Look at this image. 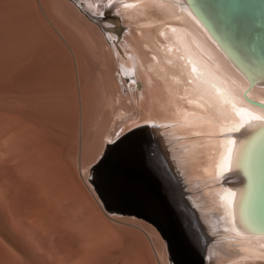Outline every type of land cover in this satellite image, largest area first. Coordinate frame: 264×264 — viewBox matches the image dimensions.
Returning <instances> with one entry per match:
<instances>
[{
  "label": "bare ground",
  "instance_id": "bare-ground-1",
  "mask_svg": "<svg viewBox=\"0 0 264 264\" xmlns=\"http://www.w3.org/2000/svg\"><path fill=\"white\" fill-rule=\"evenodd\" d=\"M74 1L82 11H86L79 0ZM136 1V9L132 17L138 18L135 21L144 22L147 25L146 31H141L140 38H137L139 50L134 49L136 56L132 53L136 59L131 55L130 58L124 57L115 44L107 41L109 35L106 32L108 30L101 24L103 17L93 15L94 20L90 19L72 2L88 19L104 31L103 38L106 41L104 47L114 64L113 79L108 76V62L104 63V68H99L95 75L91 73L92 71L90 72V75L95 76L92 75L94 80L92 82L91 78L90 83L96 87L102 101L99 108L93 109L91 121H89L90 115L87 111L92 110L87 109L86 111L85 106L83 107L86 104L85 101L79 102L82 105V109H79L81 110L79 127H81L82 141L87 142L92 126L101 125L107 119L106 115L111 113L112 117L107 128L104 133L102 131L103 149L107 143L118 137L119 134L117 135L116 132L122 125L121 118L125 116L122 114L132 111V117L137 116L141 110L140 104L144 89L153 90L158 84L164 97L162 107L165 112L174 119L180 129L189 132V135L190 132L200 135L202 143L207 142L202 144L204 157L199 166L200 171L196 169V172L187 175V180L195 185L196 196L190 197L191 193L187 190V185L183 180L190 203L200 210L207 230L219 238V242L211 248L213 258L205 264L214 262L215 255L220 259L217 264H244L264 260V12L256 13L248 9L246 3H236L232 0ZM109 4L117 3L111 0ZM33 7L31 6L30 13L8 15L9 17L0 19V44L2 46L4 45L2 43L7 45L11 43L9 39L12 40L10 36L13 37V34H17L19 39L22 33V39H24L23 35H27L25 43L20 41L21 45L19 43L18 46L17 41L14 40L17 46L9 45L12 46L11 49L8 46L9 51L3 47L2 51H5L6 54L3 52L5 55L1 54L2 51L0 52V76L4 82L0 86V95H2L0 99L3 100L4 104H2L5 106V109H2L3 125L0 129V137L5 139L6 134L10 132L14 134V137H20V139L25 137L23 141L16 142L18 145L20 143L24 145L27 141L26 137L27 139L30 137L34 143V149H32L34 154L28 160L29 164L32 161H43L48 166H54L61 161L57 157L55 159V156L59 157L55 154L57 152L56 134L59 130L57 128L58 118L62 116L70 118L76 131L78 108H76V96L73 94L75 83L72 81L74 75L72 73L74 72L69 55L61 44L58 47L63 54L59 56L64 59L62 62L65 61L63 65L61 64L62 59L55 57L57 54L55 55L49 46L48 48L44 46L45 44L42 45L34 36L33 28L35 27L38 30L37 27L42 25L47 31L49 30ZM118 11L120 12V9ZM89 12L87 13L92 15ZM107 24L118 27L117 17L107 21ZM89 36L86 37L88 48L90 47V51L96 58V64L101 66L103 65L102 58H105L107 54ZM16 39L19 40L18 37ZM6 41H9V44ZM68 42L70 43V40ZM88 48L87 52H90ZM74 56L80 96L82 100H85L84 90L87 85L83 84V70L80 69L82 68L80 59L83 54L80 56L79 51L76 50ZM65 74L68 80L67 86H69L65 88H68L71 93L73 108L57 109L58 97L61 96L60 91H62L60 84L63 85L61 79L62 76L63 79L65 78ZM129 76L130 78L133 76L131 78L133 83L127 85L126 81ZM95 87L92 88L94 91ZM115 100L121 104L128 103L130 108L121 111L115 106L112 108ZM15 105L20 107L16 108ZM83 110L87 112H84L85 118L82 117ZM152 125V130L156 129L154 132L160 137L161 150L169 162L175 159L179 162L180 153L173 157L168 142L164 138L163 129L168 127L169 123L155 121ZM124 132L125 130H122L120 135ZM171 140L174 141L175 138ZM84 142L81 144L87 148L88 145ZM0 148L7 155H5L6 158L11 156L9 154L12 150L9 151L7 145L6 147L0 145ZM88 149L90 153L93 151L92 148ZM87 150L84 152L86 157L89 156L85 154L88 153ZM16 155L18 157L22 155V157L19 158L21 161L18 160L16 164L17 172L20 174H15V171L14 174L21 177L25 168V163L22 161L24 154ZM86 157H84L85 163H87ZM97 157L92 154L93 160L91 161H95ZM88 160L90 162V158ZM169 162L166 163L170 166L174 163ZM88 166L89 163L81 172H88ZM175 168L173 171L177 170L182 173L179 163L175 164ZM9 174L14 176L13 173L6 175ZM11 175L9 177H13ZM85 176L89 177L88 174ZM2 177L1 182L6 180L5 176ZM16 181H13L14 184L17 183ZM96 201L101 207L100 201L98 199ZM107 214L108 216H121L120 214ZM146 235L160 263L161 254L158 248L160 245H155L149 235ZM78 241L72 243L70 251L74 255L85 254L83 245H81V251L79 248L77 250V245L81 243ZM221 242L225 244L223 248L219 246ZM6 247L0 242V250H3L0 252V259L7 262L5 258L7 254L8 257H13L14 264H25L18 248ZM132 255L135 258L138 257L136 259L142 264L146 263L140 258L139 249L135 248Z\"/></svg>",
  "mask_w": 264,
  "mask_h": 264
},
{
  "label": "rangeland",
  "instance_id": "rangeland-1",
  "mask_svg": "<svg viewBox=\"0 0 264 264\" xmlns=\"http://www.w3.org/2000/svg\"><path fill=\"white\" fill-rule=\"evenodd\" d=\"M109 2H111V0H79V3H82V6L87 12L90 11V14L99 18L103 17L101 24L104 25L106 30H108V32H106L109 35L108 39L106 38L107 41L115 44L121 50L124 57L130 58L132 56L136 59L134 49L139 50L137 38H140V32H145L147 28L146 23L135 21L138 20V18L132 17V14L136 9L135 4L137 1L115 0L117 3L115 5H110ZM30 5L34 6L33 8H35L40 14L43 22L46 23V26L50 31H47V29L40 25L37 27L38 30H36V27L33 28L35 31L33 32L34 36L39 39L42 45L45 44L44 46H49L50 50L55 52V55L57 54L58 56L60 54L63 56L60 47H58L61 44V47L69 55V60H71V63L73 64H71V66L73 67L72 71L74 72L72 73L74 74L72 76V81L75 83H73V94L76 96V108H78L77 124L75 125V131V127L72 125L71 120H69L70 118L68 119L67 116L58 118L57 128H59V130L56 134V151L58 153L56 152L55 154H58L59 157L55 156V159L57 157V159H60L61 161L59 162L58 160L59 163L54 166H48L43 161H32L29 164L28 160L31 159V156L34 154V151L32 150L34 149V143L30 137H28V139L26 137L27 141L25 140L26 142L24 145H22L23 143L18 145V143L23 141L25 137L24 139H22V137L21 139L20 137H14L12 132L8 133V135L6 134L7 137L9 136L8 140L5 136L4 137L6 140L3 137H0L1 147H6L7 145L9 151L12 150L9 154L11 156L6 158V154L3 153L2 148H0V178L2 179V176L6 177V180H3V182L0 181L2 184L0 187V242L4 243L5 247L12 246L18 248L19 252L21 253V257L23 258V263L25 262V264H142L141 261L136 259L138 257L135 258L133 256L135 255L134 253L132 255V251L135 248L139 249L141 254L140 258L146 261L144 264H169L165 241L161 237L159 231L152 224L141 218L134 216L130 217V215L119 216L109 214L110 216H108V214L105 213L100 207L99 203H97L96 200L98 198H96L97 196L95 191L89 183L88 177L86 178L85 176V174L89 175V166L94 162L91 161L93 160L92 154L94 157H97V155H99L101 151L105 149V147L102 149V145L104 143L102 134L106 130L107 124L112 117L111 113H109V115H106L108 116V120L105 119L101 125L92 126V131H90L91 133L89 132L91 135H88V137L90 136L91 139L89 137L88 141L86 140L88 143L82 141L83 138L81 137L82 134L80 132L81 127H79L81 122V110L79 111V109H82L81 103L85 101L87 104L83 105V107L85 106L84 109H86V111L87 109L92 110L87 111L90 115L89 116L87 114L89 116V121H91L90 117L91 115L93 117V109L99 108V104L102 101L99 92H97L98 90L96 91V87L93 85V83H90V80L92 78L93 82L95 72L99 68L103 69L104 63L106 64V62H108L107 64L109 67L108 76L113 79L112 72L114 69V64L110 59L111 57L107 53L106 48L104 47L106 45V41L103 38L104 31H102L96 23L88 19L69 0H45L44 2L43 0H0V19L3 17L17 15L19 13H30V10H32ZM132 7L133 9H130ZM118 9H120V12ZM105 15L107 18H110L107 19ZM71 17L75 20H73ZM116 17L118 19V27L107 24V21L112 19L114 20ZM72 20L74 22H72ZM13 35L15 37L10 36L12 39H9V41H11L10 44L9 41H6L9 45L15 47L17 46V43L18 46L19 43L21 45V42L25 43L27 35H23L25 40L22 39L21 35V39H19L17 34ZM87 35H90L89 38H92L95 44H97V46L101 50L103 49V52L107 54V56L105 54L106 61L104 57V59L102 58L103 65L101 66L96 64L97 60L90 51V47L88 48L89 44L86 38ZM16 37H18L19 40H17ZM67 38L70 40V43L68 42L69 40ZM14 40H16L17 43ZM2 44L4 45L2 46L0 44V52L2 51L3 47L6 48L5 50H7L9 47L10 49L12 48V46H9L5 43ZM77 44L79 46H77ZM87 48L90 52H87ZM73 49L74 52L78 50L80 56L83 54L80 59V62H82V68L80 69L83 70V84L85 83L87 85V87H85L86 89L84 88L85 100H82L80 96V84ZM3 52L5 53V51H2L1 54ZM90 53L93 57L89 55ZM57 55L55 57H57L59 60L62 59L61 56H59V58ZM149 56L152 57L150 54ZM91 57L93 58L92 60L90 59ZM86 58L88 59L86 60ZM63 60L64 59H62L61 62ZM63 63H65V61L61 64L63 65ZM90 72L94 75H90ZM65 76L66 74L64 77ZM139 77H141V75ZM131 78L130 76L127 77V85L133 83ZM0 80L1 86L4 84L1 76ZM67 82V77L63 79L62 76L61 83H63V85L60 84L62 91H60L61 96L58 97L57 109L73 108V102L71 101L72 97H70L71 93L68 91L69 86H67ZM140 83L142 82L140 81ZM156 85L157 87L155 86L153 90L144 89V95L140 104L141 110L137 116L133 118L132 111H127L122 114V116H125L121 118L122 125L118 127L116 134L120 135L122 130L126 131L127 129L145 123H150L152 128V123L155 121L169 123L168 127L163 129L164 133H162L168 142V146L171 150L170 153H172L173 157L180 153V160L179 162H177L176 159L172 160L174 162L173 165L171 162H169L166 155L161 150L162 157L165 158L166 162L172 164L174 169H176L175 164L177 165L179 163V169L182 172L181 176L187 185V190L191 193L190 197L196 196L197 190L194 189L195 185L187 180V175L189 173L196 172V169L198 172L200 171L199 166L203 162L204 157V148L202 147V144L207 142L203 141L202 143V137L200 135L198 136L192 132H190L189 135V132L179 128V125L174 122V119L171 118V116L168 115L163 109L162 102L164 97L161 93L159 85ZM91 87H95V91ZM90 91H92V94ZM86 97L88 99H86ZM2 103L3 100H1L0 103V129L3 125L2 109H5V106L3 105L4 103ZM115 103L113 104L112 108L115 106V108L120 109V111L130 108L126 102L121 104V102L119 103V101L115 100ZM15 107L19 108L20 106L18 107L15 105ZM86 111L83 110L82 117H84V112ZM88 116L86 118H88ZM84 118L82 119L84 120ZM99 126L101 127L99 128ZM154 130L156 129H153V131ZM93 134H95V137ZM172 138H175V140H171ZM81 142H84L85 145H88V147L86 148V146L82 145ZM89 145H91V147H89ZM88 148H92L93 151L90 153ZM85 150L90 153L88 154L86 152L85 154L89 155L87 157L90 158L91 163L88 160L89 158H87L86 155L84 156ZM16 154H24L23 157L25 158H22V161H24L26 165H24V167L26 169L24 168L25 173L23 172L21 177H19V175L15 176V174H20V172H17L16 164H18V160H20L19 158L22 157V155L21 157H18ZM84 157H86L87 163H85ZM88 163V172L82 173L81 170H83ZM1 169L4 171V173H2ZM8 173H13L14 176L11 174L6 175ZM10 175L14 178L9 177ZM13 181H16L17 183L14 184ZM2 187H5V190ZM7 189L8 191H6ZM14 189L16 190L14 191ZM146 234L149 235L150 239H152L155 245H160L158 246L161 254L160 263L153 252L150 240ZM76 240L81 242L77 245V250L79 248L81 251V245H83V248H85V254L74 255V253L70 251L72 243ZM172 242L176 251L184 256L186 264H190V260L194 262V259L190 257L188 260L187 251L179 244L176 239L172 238ZM223 242H221L219 245L222 248L225 246ZM2 251L3 250H0V252ZM5 258L7 259V262H4L2 259H0V264H14L12 262L13 257L10 258L6 254ZM219 261L220 259L217 255H215L214 262L210 264H217ZM244 264H264V260H258Z\"/></svg>",
  "mask_w": 264,
  "mask_h": 264
},
{
  "label": "water",
  "instance_id": "water-1",
  "mask_svg": "<svg viewBox=\"0 0 264 264\" xmlns=\"http://www.w3.org/2000/svg\"><path fill=\"white\" fill-rule=\"evenodd\" d=\"M232 1L264 12V0ZM84 14L94 20L93 15ZM161 147L150 124L130 128L107 143L90 164L88 181L105 213L141 218L159 231L169 264H186L172 238L187 251L188 260L194 259L190 264H205L213 258L211 248L219 238L207 230L200 210L190 203L181 173L166 163Z\"/></svg>",
  "mask_w": 264,
  "mask_h": 264
}]
</instances>
